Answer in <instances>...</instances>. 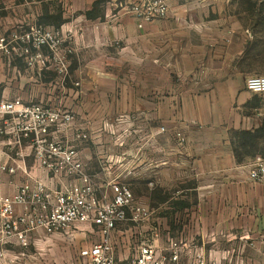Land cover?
I'll return each instance as SVG.
<instances>
[{
	"label": "crops",
	"instance_id": "1",
	"mask_svg": "<svg viewBox=\"0 0 264 264\" xmlns=\"http://www.w3.org/2000/svg\"><path fill=\"white\" fill-rule=\"evenodd\" d=\"M164 1L167 15L138 28L132 15L97 13L98 0H0V102L19 100L69 115L70 129L82 128L88 140L74 141L56 124L46 138L71 147L101 191L125 184L133 194L135 185H143V205L151 211L143 232L149 239L152 226L160 225L157 217L171 209L187 218L182 229L192 238L215 248L239 235L238 247L257 256H240L238 263L259 264L260 257L264 264V183H251L241 167L255 156L245 150L236 155L244 147L239 134L257 131L264 157V95L245 90L264 53L254 49L256 35L240 23L244 12L234 11L240 2ZM40 24L72 51L63 75L54 65L39 73L36 55L44 49L21 40ZM122 70L127 78H119ZM33 138H0V195L34 179L59 185L39 168ZM9 167L16 171L9 173ZM171 188V206L161 199L149 206L152 191ZM9 250L10 264H20L21 249ZM114 253L120 260L133 254Z\"/></svg>",
	"mask_w": 264,
	"mask_h": 264
},
{
	"label": "built area",
	"instance_id": "2",
	"mask_svg": "<svg viewBox=\"0 0 264 264\" xmlns=\"http://www.w3.org/2000/svg\"><path fill=\"white\" fill-rule=\"evenodd\" d=\"M168 8L164 0H143L140 7L132 9L138 20L137 27L155 18L165 17ZM17 40L12 37L11 42ZM32 48H46L53 61L63 59L69 51L61 50L62 40L51 29L38 26L21 39ZM3 40H0V45ZM42 59L36 55V59ZM43 60H41V63ZM245 90L264 95V75L249 76ZM71 117L39 104H23L19 100L0 102V138L11 136L18 142L20 136L33 134L32 150L41 170L48 173L58 186L47 185L39 179L18 185L13 194L0 195V264H10L9 247H28L32 237L39 233L68 234L79 223L95 224L97 240L78 252L80 264H186L180 260L183 251L174 241L163 247L158 225L150 229L153 239L141 236L130 258L120 260L115 256L112 235L126 222L146 225L151 211L135 202L125 184L108 185L101 191L82 168L77 153L56 139L48 140V129L54 124L70 131L74 141H87L82 128L70 129ZM164 133L165 128L159 127ZM177 143L184 141L175 133ZM251 183H264V157L255 156L241 166ZM5 169V168H3ZM9 173L16 168H6ZM184 244V243H183ZM181 247H185V245ZM166 248V249H165ZM189 264H217L199 251L190 256Z\"/></svg>",
	"mask_w": 264,
	"mask_h": 264
},
{
	"label": "rangeland",
	"instance_id": "3",
	"mask_svg": "<svg viewBox=\"0 0 264 264\" xmlns=\"http://www.w3.org/2000/svg\"><path fill=\"white\" fill-rule=\"evenodd\" d=\"M111 1L112 0H98V4L93 9H95L96 12L98 11L97 13H101L104 15L133 16L132 9L134 7H140L143 0H113L115 2L112 6ZM232 1L240 2V4H236L234 6V11L244 12L245 14L240 18V23L245 27L246 31L256 35L255 39L253 40V42H255L256 44V48L254 49H257L259 52L262 51V53H264V39H261L264 38V0ZM39 26L47 28L45 24H40ZM43 49V53L41 54L42 59H37L41 69L38 72L42 73L43 71H45L44 69H46L47 66L51 67L52 65H54L56 69H59V73L61 75H63V72L65 74L67 56L71 54L72 51L65 54L63 56V59L52 61V58L47 57L46 55V53H49V50L46 48ZM60 49L63 50L62 47H60ZM41 60H43L42 63ZM118 75L119 78L122 79L127 78L128 73L122 70L119 71ZM255 75H264V63L261 66L260 71L252 72L249 76ZM122 110L123 108L121 107L119 111L120 114H122ZM123 116L125 119L126 115H121L119 118ZM259 136L254 139L253 143L245 145L243 149H239L236 152L238 154H242L245 150L250 155L263 156L262 146L260 142L261 140ZM127 187H129L130 190L132 189V185H128ZM134 188L135 193L133 194L136 201L139 202L140 205L144 206L143 185H135ZM151 195L152 200L148 202L150 203V207L158 206L159 199H161L160 202L164 203L165 206H171L170 204L174 202L173 198L176 195V190L174 188H171L166 192H159L158 190H154L152 191ZM146 202L147 201H145L144 203ZM146 208L149 209L148 207ZM165 211H167L166 214H164L163 212V214H161L159 218L157 217L156 220L158 223H160V225H158L160 227L159 239L163 241L161 242L163 247L167 246L168 241L170 240L174 241L178 245L179 243L181 245L184 243V248L180 245V249L183 250L180 254V260H182L184 263L189 264L190 256L196 253V251H200L205 258L209 257L215 260L217 264H239L238 262L240 256L244 259L246 258L252 261L256 260L254 259V256L257 255H254L255 253H253L250 248L242 250V248L240 249L238 247L239 235L233 238L235 240H233L232 243H227L228 238L226 237L225 247L219 245L215 248H211L210 245L206 244V241L201 242L200 240L195 239L194 236L192 238L190 233L187 232L186 228L182 229V227H184L185 225L184 223H187L186 217L184 218L178 215L175 216L171 209ZM143 226L144 225L134 224L132 222H126L123 226H118L115 230L114 235V249L124 253L132 254L133 246L139 241L141 236L146 235V233L143 232ZM96 231V225L93 223H79L75 226L74 229L69 231L67 235L62 233H39L30 239L28 247L23 248L19 251L17 250L18 253H16V255H18L17 257L22 259L20 264H80L78 252L81 248L89 246L97 240ZM191 239H194L192 240L193 242H187V240ZM240 250L241 252H239ZM259 260L260 257H258L257 261L259 264H261Z\"/></svg>",
	"mask_w": 264,
	"mask_h": 264
},
{
	"label": "trees",
	"instance_id": "4",
	"mask_svg": "<svg viewBox=\"0 0 264 264\" xmlns=\"http://www.w3.org/2000/svg\"><path fill=\"white\" fill-rule=\"evenodd\" d=\"M260 132H243L239 134V140L241 141V145L245 146L249 143H253L254 139L259 135ZM237 155V152H236Z\"/></svg>",
	"mask_w": 264,
	"mask_h": 264
}]
</instances>
